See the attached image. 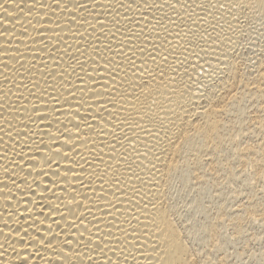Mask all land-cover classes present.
<instances>
[{"label":"bare ground","instance_id":"bare-ground-1","mask_svg":"<svg viewBox=\"0 0 264 264\" xmlns=\"http://www.w3.org/2000/svg\"><path fill=\"white\" fill-rule=\"evenodd\" d=\"M251 226L264 0H0V264H231Z\"/></svg>","mask_w":264,"mask_h":264},{"label":"rangeland","instance_id":"rangeland-1","mask_svg":"<svg viewBox=\"0 0 264 264\" xmlns=\"http://www.w3.org/2000/svg\"><path fill=\"white\" fill-rule=\"evenodd\" d=\"M215 194V190L212 187H209L204 195V205H210L213 201L210 199V197L213 195L215 196ZM196 197L197 195L194 190L188 192V198L185 202V209L189 215L194 214L191 207ZM197 218L199 219V222L202 221V217L199 218V216H197ZM258 229L259 228L256 226H253V228L251 226L248 228L247 234L251 235L254 232L258 234L260 233V229ZM226 233L228 234V239H226L227 241L225 246L227 252L229 255H231V264H264V236L258 234V237L261 235L259 238H262L263 240L258 238L245 244L242 241H236L230 230H226Z\"/></svg>","mask_w":264,"mask_h":264}]
</instances>
